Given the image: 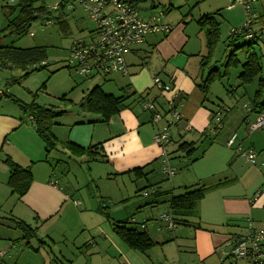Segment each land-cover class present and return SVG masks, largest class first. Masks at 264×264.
<instances>
[{
	"label": "crops",
	"instance_id": "obj_1",
	"mask_svg": "<svg viewBox=\"0 0 264 264\" xmlns=\"http://www.w3.org/2000/svg\"><path fill=\"white\" fill-rule=\"evenodd\" d=\"M20 1L22 0H15L12 6H16ZM170 1L167 0L165 8L153 4L143 13L140 12L147 21L152 20L153 16H161L162 23L174 26L172 30L150 33L145 41L134 46L126 54V72L116 71L105 76L97 74L102 77L103 81L95 83L94 86H87L84 91L83 97L93 87L100 86L104 92L116 97L131 95L122 110L105 121L101 115L86 112L80 105L78 106L80 110H71L66 108L67 106L63 109L51 106L57 111L63 112L54 119L52 127L60 144L72 142L84 148L99 146L100 154L92 159L86 155H73L62 145V148L68 151L65 150L64 154L69 156L65 163L69 165L70 170L72 169L70 163L75 162L82 174L86 169L88 170L85 177L95 178V173L100 172L101 177L106 175L115 181L122 178L124 186L125 179L129 178L128 180L137 184L134 195L144 196L135 202L133 210L129 212L130 215L133 213L136 217L132 215L127 219L113 220L111 217L112 208L111 211L109 210L111 205H108L106 201L102 202L103 204L98 207L97 211L109 222L108 229L98 223L105 224L103 221L105 219L99 218L96 222L98 223L97 233L89 234L92 235L89 242L87 241L89 236L74 240V245L76 247L79 245L77 250L86 254L87 261H89L87 264H92L93 258H96L95 264H233L231 259H227V261L222 259L221 252L225 247L226 240L230 236L246 234L251 225L256 230L264 229V191L260 192L264 186L262 167L264 162L259 164L257 148V144L261 145V141H264V134L258 130L254 132L250 130L249 123L253 117L246 115L242 125H246V130L250 131L247 133L250 139L253 136L249 143V140H244L247 135L241 136L237 131L241 125L238 126V123L234 125L231 120L227 119L229 114L234 113L240 102V97H237L235 89L227 90L226 95L230 101H233L231 105L218 102L212 107L208 103L213 100L210 94L213 86L211 85L207 93H204L198 86V83L207 74V69L203 70L200 65L202 57L207 52V33L206 27L201 26L199 20L203 16L215 13V18L221 25L217 17L218 14H221V10H212L213 2L209 10H201L200 6L204 3L196 7L200 0L187 9L182 5L180 7L171 4ZM223 3L225 4V0ZM229 3L230 1L226 0L227 8ZM38 5L40 6V4ZM239 5L241 4H236L228 9H235ZM6 6L10 5L3 4L2 7H5L8 13ZM135 6L138 8L139 4ZM175 7L178 8V12L173 15L170 11ZM252 9L257 15H264V13L255 11V7ZM18 12L19 8L10 14V19L15 17ZM245 12L249 17L246 9ZM240 15L241 19L237 24L244 21V13H240ZM59 19L66 21V17ZM255 22L260 23V21L257 19L251 25L254 37H260L258 31L263 25L260 23L258 29L255 27ZM241 38L246 39L247 37ZM218 69L220 70V68ZM220 72L222 71L220 70ZM156 76L160 77L163 83H170L176 89L178 96L174 105L182 116L179 122L170 127L171 140L164 147L155 142L154 136L159 128L166 123L165 120L155 123L153 111L143 107L144 102L150 101L154 102L157 109L163 113L169 109L173 93L164 92L154 82ZM93 77L95 75L89 78ZM260 78L264 79V77ZM107 81H111V84H106ZM1 103L2 100H0ZM221 105H228L230 110L224 115L223 126L211 135L207 129L213 123V112ZM243 107L250 106L245 103ZM250 111H253L252 106ZM236 112L238 113V111ZM28 115L29 117L22 118L20 114L0 111V159L6 152L5 158L10 157L19 165L31 168L34 178L25 195L19 197L17 194H12L11 188L7 185L10 167L5 162V158L0 160V172L4 176L0 180V217L6 218V222H8L7 225L4 223V230L0 233V264H10V241L11 247H15L13 243L15 239L7 233V228L10 230V219L14 228L19 230L15 226L14 220H24L31 224L29 219L33 218V215L49 220L57 215L63 206L65 207L64 204L68 198L72 199L64 187L58 186V179L53 180L50 168L44 171V175H38V172L34 170L35 166H32L33 163L40 160L49 162L43 140L40 151L30 150L26 155L30 164L26 165L20 159L14 158L10 146L16 141L14 135L24 129V122L30 121L31 116ZM186 125H189L190 129H186ZM234 133H237V139L232 146H229L228 141ZM182 142L194 145L195 151L192 155L187 156L179 150V145ZM239 146L244 149L254 148L257 151L256 161L250 163L244 159L238 150ZM164 150L166 155L163 154ZM36 156L40 160H36ZM166 158L168 165L164 162ZM58 161L64 162L62 159ZM83 163L84 167L81 166ZM142 167H145V176L138 178L131 172ZM168 167L174 170L172 176L165 174ZM66 171L64 169V172ZM253 178L255 182L250 183L249 181ZM167 180L169 181L165 182ZM139 181L142 183L138 184ZM226 181H228L227 184L208 192L200 200L198 216L185 217L186 222L180 223V218L171 212L170 198L173 195H179L188 187L196 184L210 186ZM66 183L69 184V181ZM149 189H157V193L152 192L147 196L142 194L143 190ZM10 191L12 196H16L17 203L19 202L20 205L17 203L10 205ZM119 197L121 198L120 202L125 206L126 200L130 196H126L122 189L121 192L119 191ZM80 205L81 201L74 199L70 208L73 209L72 206ZM163 205L167 210L162 208ZM87 210L88 208L85 206L83 211ZM136 211L142 212L141 216L138 217ZM164 214L171 215L177 226L171 228L164 220ZM126 220L132 222L131 226L146 230L157 244L147 252H140L128 247L114 232V224ZM84 229H87L86 225ZM20 232L21 237H19L20 235L18 237L25 240L22 231ZM29 241L31 242V240ZM81 241L83 242L81 243ZM25 245H27L26 240ZM27 246L31 247V243ZM68 262L73 264L72 260Z\"/></svg>",
	"mask_w": 264,
	"mask_h": 264
},
{
	"label": "rangeland",
	"instance_id": "obj_2",
	"mask_svg": "<svg viewBox=\"0 0 264 264\" xmlns=\"http://www.w3.org/2000/svg\"><path fill=\"white\" fill-rule=\"evenodd\" d=\"M36 1L35 5L41 3V0ZM197 1L198 0H171L170 3L180 7L182 5V7L184 6L187 9L189 6H193ZM205 1L206 0H200V3H198L196 7L204 3L200 6L201 10H209L213 2L212 10H221V14L217 15L221 22L220 39L216 45L214 55L212 56L211 65L220 68L222 73L227 71L226 76H224L222 80H217L212 84L213 92L211 90L210 94L213 100L210 101L208 105L214 107L218 102L231 105L233 101H230L226 94L228 89H235L237 97H240V102L235 108L234 113L229 114L227 119L231 120V123L234 125L237 123L238 126L241 125L237 129L241 136L243 134L247 135L250 131L246 130V125H242L244 124L243 118L246 115H251L253 119L250 120L253 121L256 119V113L250 111L252 98L255 94V90L258 88L260 77H264V25L259 29L261 24L259 22H255L256 24L254 23L255 27L259 29L258 34L260 35V37L257 36L255 40L240 38L234 42H228L230 32L234 28L241 27L243 22L247 21L248 17L244 7L239 5L237 8L230 10L226 7V0L225 4L223 0H216L215 3L214 0ZM153 4L165 8L167 0H148L147 2L139 4L138 9L143 13ZM2 6L3 4L0 1V46H45L48 54L46 60L48 65L40 70L36 69L27 75L26 73L30 71V69L16 68L13 70H0V100H2L0 111H10L12 114H20L22 118L29 117L28 114H30V111H26L24 108L29 109L26 105L32 102L46 107L56 106L57 109L59 107L63 109L67 106L66 108L71 110H80L78 107L79 102L82 100L87 86H94L95 83L103 81L102 77L97 75L93 78L81 75L74 67H70L68 63L69 48L74 38L87 36L88 30L94 26L87 13L78 9L73 13H69L66 16V21H61L59 18L43 14L35 17L34 20L31 21L27 30L28 32L18 35L15 34L16 32H8L9 30L6 28V25L9 17L7 15V10ZM10 6H12V4H10ZM252 7H255V11L264 13V0H254V2H252ZM6 8H9V6H6ZM176 12H178V8L176 7L170 11L173 15L176 14ZM196 12H198V9H196ZM240 13H244V21L237 24L241 19ZM46 18H51L52 23L46 25ZM256 20L257 19L254 21ZM30 32H34V35H30ZM249 41H252L250 42V46H242ZM233 51H235L237 58L240 60L239 64L226 66L225 64L228 61V57ZM254 51L257 53L259 61L261 62L263 68L262 72L259 74L260 76L257 75L251 83L242 84L239 77V74L243 70L242 63L247 59L249 53ZM105 83L111 84V81ZM63 96H66V99H63ZM262 100H264V94ZM245 103L248 104L250 108H244L243 106ZM236 111H238V113ZM34 125L35 124L31 121L24 122V129L14 135L16 141L10 146L15 156L14 158L20 159L26 165L30 164L26 156L29 151L41 150L42 139L37 134ZM26 128H29V130H26ZM258 132L264 134V129L258 130ZM251 139H253V136H251ZM251 139L249 135H247L244 140H249L250 143ZM263 143L264 141H261V145L257 144L259 164L264 162ZM62 147V144H59L58 147L47 153L49 162L45 160L42 161L36 156V160L40 161L33 163L32 166H35L34 170L38 172V175H44V171L50 168L53 174V180L58 179V186L64 187L66 192L71 195L72 199L68 198L64 204L65 207L63 206L62 210L49 220L38 217L37 215H35L36 217L33 215V218L29 219L31 220L29 222L32 226L37 228V236L33 237L30 242L31 247L25 245V240L19 238L21 237V232L14 228L10 219V230L7 228V233L10 237L13 236V239H15L13 241L15 247H11L12 243L10 241V264H70L68 262L69 260H72L73 264H87L89 261H87L86 254L77 250L79 245L76 247V245H74V240L89 236L87 240L89 242L90 236H92L89 234L97 233L98 223L108 229L109 222L97 211L98 207L103 204L102 202L106 201L108 205H111L109 210L112 208L113 212L111 213V217L113 220L127 219L134 215L133 213L130 215L129 212L133 210L135 202L144 197H142V195H134L137 184H135L136 182L128 180L129 178L125 179L124 186L122 178L115 181L109 179L106 175L101 177L100 172L95 173V178L85 177L87 176L88 170L86 169L85 173L82 174L79 166H77L75 162H69L72 166L70 170L68 167L69 165L65 163L68 161L69 156L64 154L66 149ZM253 150L257 153L254 148ZM5 155L6 152L1 159L5 158ZM60 159L64 161L62 162L64 164L58 161ZM81 166L84 167V163L81 164ZM262 167L264 170V165ZM63 168L67 171L64 172ZM2 178H4V176L2 172H0V180H2ZM254 178L249 182H255ZM67 181H69V184L66 183ZM168 181L169 180L165 182ZM140 183L142 182L139 181L138 184ZM122 189L126 196H130L129 199L126 200L127 204L125 206L120 202L121 198L119 197V191L121 192ZM11 196L10 191V205L17 203L16 196ZM74 199H79L81 205L78 207L72 206L73 209H71L70 204L73 203ZM17 204L20 205L19 202ZM85 206L88 208L87 211H83ZM162 208L167 210L164 205ZM135 213H137L136 215L139 217L142 212L136 211ZM134 217L136 216L134 215ZM99 218H104L105 220L103 221H105V224H102V222L96 223ZM6 221V218L0 217V233L4 230V223H6V225L8 224ZM85 225L87 229H84ZM82 242L83 241H81V243ZM92 260V264H95L96 258Z\"/></svg>",
	"mask_w": 264,
	"mask_h": 264
},
{
	"label": "trees",
	"instance_id": "obj_3",
	"mask_svg": "<svg viewBox=\"0 0 264 264\" xmlns=\"http://www.w3.org/2000/svg\"><path fill=\"white\" fill-rule=\"evenodd\" d=\"M35 1L36 0H22L16 6H9L7 13L9 19L6 25L9 33L16 32L15 34L22 35L25 32H28L27 30L31 24V21L34 20L36 15L40 16L49 13L43 9L42 6L35 5ZM128 1L134 5H138L147 0ZM18 8V14L10 19V14H13V12ZM199 24L203 27H206L207 33V52L200 61L201 68L203 70L207 69V74L198 83V86L204 93H207L211 85L216 80H221L224 76H226L227 71L222 73L218 68L211 65L212 56L214 55L216 45L220 39V24L215 18V13L201 17ZM244 36L246 35L236 34L232 31V33L228 36V42H234ZM255 38L256 37H253L252 39L255 40ZM250 42L252 41L244 43L242 46H250ZM47 56L48 54L45 46L37 45L30 47H18L14 45H3L0 46V70H10L13 68L30 69V71L26 73L27 75L36 69L40 70L46 67L48 64H43V62L47 60ZM238 64L239 59L237 58L235 51H233L229 55L228 61L225 65L229 66ZM242 66L243 70L239 74L242 84L251 83L253 78L259 75L262 71L259 57L255 52L249 54L246 62L243 63ZM259 82V88L256 91L252 101V110L256 113H260L264 109V102H262V96L264 94V79L260 78ZM130 96L131 95L116 97L113 94L104 92L100 86H95L82 98V100L79 102V105L86 112L101 115L103 120L107 121L112 115L118 113L127 105L126 100ZM62 98L66 99L65 96ZM26 106L29 107V109L23 107L24 110L30 111V116L33 118L32 122L35 124L36 131L45 144L46 152H50L60 144L58 138L53 132L52 127L54 125V119L57 116L63 114V112L57 111L53 107L39 105L35 102H32ZM164 113H167V111ZM61 144L64 146V148L69 150L70 153L76 156L86 155L93 159L98 156L97 154H100L98 145L84 148L72 142H64ZM179 150L184 152L187 156H190L194 153L195 147L192 143L182 142L179 145ZM5 162L10 167L7 185L11 188L12 194H17L19 197H22L26 194L31 183L33 182L34 178L32 170L29 167H23L19 165L10 157L5 158ZM144 168L145 167L136 168L131 172L139 178L146 175ZM227 183L228 181L219 182L210 186L196 184L188 187L183 193L179 195H173L170 198L171 212L180 218V223L186 222L185 217L198 216V204L200 200L208 192L224 186ZM153 190H155L154 193H157V189ZM14 223L15 226L20 231H22L23 238L27 241V245H29V240L37 236V228L33 227L24 220H14ZM131 223L132 222L130 220H126L114 224V232L128 247L140 252H147L157 244V242L149 235L146 230L136 226H131ZM252 228H254L253 225Z\"/></svg>",
	"mask_w": 264,
	"mask_h": 264
},
{
	"label": "built area",
	"instance_id": "obj_4",
	"mask_svg": "<svg viewBox=\"0 0 264 264\" xmlns=\"http://www.w3.org/2000/svg\"><path fill=\"white\" fill-rule=\"evenodd\" d=\"M228 8L241 4L245 7L249 17L241 27L233 29L235 33H245L248 39L254 37L252 23L258 19L264 25V15H257L252 9L254 0H229ZM5 5H10L15 0H1ZM40 6L45 9L50 17H66L78 9L85 11L94 24L88 30V36L74 39L69 48V66L86 77L97 74L108 75L116 71H127L126 54L132 48L146 40L147 36L155 31L169 32L173 25L164 24L161 16H153L152 20H145L140 10L128 0H41ZM52 23L51 18H46L45 24ZM34 35V32H30ZM44 63H47L46 61ZM154 82L158 84L164 92H172L173 99L169 103L167 113L157 109L154 102H144L143 107L146 110L153 111V121L155 123L165 120V124L159 128L154 136L155 142L164 147L170 140V127L182 119L181 113L176 109L174 101L178 94L176 89L170 83H163L161 78L156 76ZM247 106V105H246ZM250 108V107H249ZM230 110L229 106L221 105L213 112V123L208 127V133L215 134L222 126L224 115ZM33 120L32 117L29 118ZM250 130L264 129V111L257 114L255 120L249 123ZM186 129H190L186 125ZM237 139V133H234L228 141L232 146ZM242 156L250 163L256 161L257 153L253 149H243L238 147ZM166 155V151H163ZM164 162L168 165V159ZM166 176H172L174 170L170 167L165 170ZM155 190L143 191L147 196ZM264 191V186L260 192ZM163 218L168 222L171 228L176 227L172 216L164 214ZM250 230L239 236L230 237L222 249V259H231L233 264H264V229L256 230L249 227Z\"/></svg>",
	"mask_w": 264,
	"mask_h": 264
}]
</instances>
